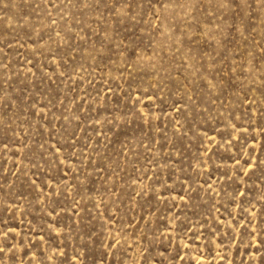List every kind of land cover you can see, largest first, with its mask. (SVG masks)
<instances>
[{
	"label": "rangeland",
	"instance_id": "374dc122",
	"mask_svg": "<svg viewBox=\"0 0 264 264\" xmlns=\"http://www.w3.org/2000/svg\"><path fill=\"white\" fill-rule=\"evenodd\" d=\"M0 264H264V0H0Z\"/></svg>",
	"mask_w": 264,
	"mask_h": 264
}]
</instances>
